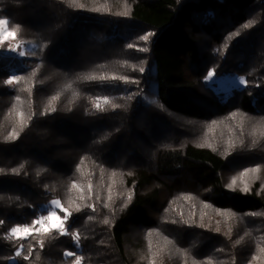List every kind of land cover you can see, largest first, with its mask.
<instances>
[{
	"label": "trees",
	"instance_id": "16d2710c",
	"mask_svg": "<svg viewBox=\"0 0 264 264\" xmlns=\"http://www.w3.org/2000/svg\"><path fill=\"white\" fill-rule=\"evenodd\" d=\"M0 20V264H264V0H0ZM53 201L64 230L38 229Z\"/></svg>",
	"mask_w": 264,
	"mask_h": 264
},
{
	"label": "rangeland",
	"instance_id": "374dc122",
	"mask_svg": "<svg viewBox=\"0 0 264 264\" xmlns=\"http://www.w3.org/2000/svg\"><path fill=\"white\" fill-rule=\"evenodd\" d=\"M5 32H7V30L5 29L4 25H0V41H9L11 38H8L7 40H5L4 34ZM13 67H16V62H19L20 58L25 55V48L24 47H18L17 49H13ZM20 53H23V55H21ZM12 81V78L9 79ZM207 82L208 84L213 87V89L215 91H221L224 93H230L232 89H241L243 87H245V78L243 76H238V75H222V76H214L212 74V76H207ZM44 213L39 217L38 220H43V224H39L37 223L38 229H43V230H47V229H59V230H64V226L63 228L58 226L57 221L53 220V221H49L47 219V216L55 213L58 217H60L61 219H64L63 216H61L60 214V205L57 201H53L50 202L49 204H47L46 206L43 207ZM37 220V221H38ZM65 220V219H64ZM13 233V230H12ZM29 233H17L15 236H26Z\"/></svg>",
	"mask_w": 264,
	"mask_h": 264
},
{
	"label": "snow or ice",
	"instance_id": "6c2138e0",
	"mask_svg": "<svg viewBox=\"0 0 264 264\" xmlns=\"http://www.w3.org/2000/svg\"><path fill=\"white\" fill-rule=\"evenodd\" d=\"M6 23H7L6 21L0 20V25H5ZM14 37H15V33L14 32L7 31V32H5L3 38L5 40H7L8 38H14ZM142 39L143 40H147L148 39V36L145 35V36L142 37ZM129 47L131 48L132 45H129ZM20 54L23 55V53H20ZM208 75L209 76H212V73L209 72ZM8 83H12V81L9 80ZM47 219L49 221H53V220L57 221L58 226L61 227V228H63V226L65 224V220L64 219H61L60 217H58L55 213H52V214L48 215L47 216ZM36 223L43 224V220H38V221H36ZM30 231L31 230L29 228H27V227H24V228H15V229H13V235H16L17 233H20V232L30 233ZM17 255H18V253H17ZM68 255H72V253H68ZM77 264H79V261H77Z\"/></svg>",
	"mask_w": 264,
	"mask_h": 264
}]
</instances>
